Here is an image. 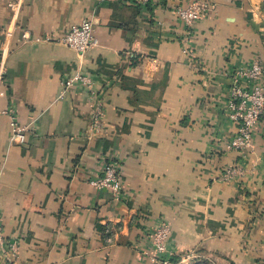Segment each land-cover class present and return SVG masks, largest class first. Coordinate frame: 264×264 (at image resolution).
Listing matches in <instances>:
<instances>
[{"label": "crops", "instance_id": "obj_1", "mask_svg": "<svg viewBox=\"0 0 264 264\" xmlns=\"http://www.w3.org/2000/svg\"><path fill=\"white\" fill-rule=\"evenodd\" d=\"M16 1L0 0V209L18 263L153 264L143 233L161 218L176 260H264V117L240 151L226 109L232 72L264 58V0H206L193 54L174 11L188 0H151L147 12L127 0ZM85 18L99 43L84 57L45 39ZM77 72L94 84L64 90ZM10 110L24 144L9 140ZM110 158L121 199L89 182ZM232 166L243 174L224 180Z\"/></svg>", "mask_w": 264, "mask_h": 264}, {"label": "built area", "instance_id": "obj_2", "mask_svg": "<svg viewBox=\"0 0 264 264\" xmlns=\"http://www.w3.org/2000/svg\"><path fill=\"white\" fill-rule=\"evenodd\" d=\"M136 4L142 11L147 12L151 0H127ZM21 0L12 2L20 6ZM11 4V5H12ZM213 5L206 0H188L185 6L175 7V14L183 25L185 35L183 37V52L193 54L194 33L196 24L204 19ZM49 41H56L74 49L81 57L99 41L95 35V26L91 18H85L80 23L73 25L64 35L59 37H47ZM231 87L226 104L227 115L237 123L236 134L229 143V148L246 151L254 146V139L264 114V58L255 56L246 65L236 68L231 74ZM92 77L84 72H77L63 82L64 90L74 86H92ZM13 123L10 134L11 143L24 144L27 140L28 128L18 123L15 110H10ZM105 112L98 108L95 113V127H103ZM120 163L116 158L106 159L101 166L99 174L95 175L89 182L98 189H109L116 199L123 198V181L121 179ZM243 174V171L232 166L223 173L224 180H233ZM172 233V227L168 220L161 218L144 231L145 243L142 251L148 260L157 264L166 258L168 240ZM110 240V238H109ZM0 248L4 252V261L0 264H19L20 245L18 240L9 241L4 235V217L0 209Z\"/></svg>", "mask_w": 264, "mask_h": 264}, {"label": "rangeland", "instance_id": "obj_3", "mask_svg": "<svg viewBox=\"0 0 264 264\" xmlns=\"http://www.w3.org/2000/svg\"><path fill=\"white\" fill-rule=\"evenodd\" d=\"M145 239H147V237H145ZM166 256V258L161 259L157 264H221L215 254H205L197 251L194 253L188 252L176 255L177 258H180L179 260H176L174 254H172L171 251L170 253L168 252ZM260 261L261 262L259 263V261L256 260L254 264H264V260ZM226 264L229 263L226 262Z\"/></svg>", "mask_w": 264, "mask_h": 264}]
</instances>
